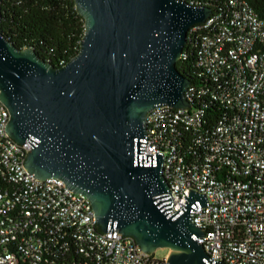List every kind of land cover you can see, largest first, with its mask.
Listing matches in <instances>:
<instances>
[{
	"label": "water",
	"instance_id": "1",
	"mask_svg": "<svg viewBox=\"0 0 264 264\" xmlns=\"http://www.w3.org/2000/svg\"><path fill=\"white\" fill-rule=\"evenodd\" d=\"M0 0V21L1 3ZM85 19L78 54L55 67L0 31V101L6 133L31 150L23 165L86 195L105 234L135 239L146 253L170 249L166 264H225L197 239L191 217L208 207L192 189L173 211L164 155H145L146 117L156 107L191 108V81L176 63L188 30L213 10L183 0H75Z\"/></svg>",
	"mask_w": 264,
	"mask_h": 264
},
{
	"label": "built area",
	"instance_id": "2",
	"mask_svg": "<svg viewBox=\"0 0 264 264\" xmlns=\"http://www.w3.org/2000/svg\"><path fill=\"white\" fill-rule=\"evenodd\" d=\"M211 9L188 30L206 84L186 89L191 108L149 111L145 155H164L173 211L190 189L206 193L209 206L191 220L205 232L197 240L211 259L264 264V19L249 0ZM206 99L221 105L215 117L196 107ZM9 119L0 101V264H166L168 255L144 252L133 237L104 234L86 195L27 172L31 145L6 133Z\"/></svg>",
	"mask_w": 264,
	"mask_h": 264
},
{
	"label": "trees",
	"instance_id": "3",
	"mask_svg": "<svg viewBox=\"0 0 264 264\" xmlns=\"http://www.w3.org/2000/svg\"><path fill=\"white\" fill-rule=\"evenodd\" d=\"M224 0H205L218 6ZM258 15L264 19V0H249ZM0 31L20 49L33 48L42 58L61 67L75 57L85 34V19L76 8L75 0H3ZM196 42L189 40L183 57L176 63L179 72L192 84H206L203 71L196 67ZM203 107L215 117L221 105L205 100Z\"/></svg>",
	"mask_w": 264,
	"mask_h": 264
},
{
	"label": "rangeland",
	"instance_id": "4",
	"mask_svg": "<svg viewBox=\"0 0 264 264\" xmlns=\"http://www.w3.org/2000/svg\"><path fill=\"white\" fill-rule=\"evenodd\" d=\"M170 249H158L155 251V255L159 258H163L164 256L170 253Z\"/></svg>",
	"mask_w": 264,
	"mask_h": 264
}]
</instances>
